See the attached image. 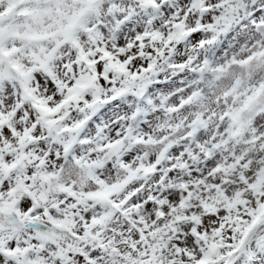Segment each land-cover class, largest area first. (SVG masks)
<instances>
[{
	"label": "snow or ice",
	"instance_id": "1",
	"mask_svg": "<svg viewBox=\"0 0 264 264\" xmlns=\"http://www.w3.org/2000/svg\"><path fill=\"white\" fill-rule=\"evenodd\" d=\"M0 264H264V0H0Z\"/></svg>",
	"mask_w": 264,
	"mask_h": 264
}]
</instances>
